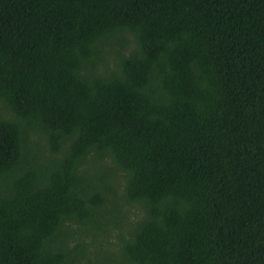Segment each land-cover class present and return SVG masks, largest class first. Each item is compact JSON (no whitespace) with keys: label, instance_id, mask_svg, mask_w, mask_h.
Returning <instances> with one entry per match:
<instances>
[{"label":"trees","instance_id":"1","mask_svg":"<svg viewBox=\"0 0 264 264\" xmlns=\"http://www.w3.org/2000/svg\"><path fill=\"white\" fill-rule=\"evenodd\" d=\"M0 264H264V0H0Z\"/></svg>","mask_w":264,"mask_h":264},{"label":"rangeland","instance_id":"2","mask_svg":"<svg viewBox=\"0 0 264 264\" xmlns=\"http://www.w3.org/2000/svg\"><path fill=\"white\" fill-rule=\"evenodd\" d=\"M90 233H95V232H90ZM118 233H119L118 230L112 229L111 235H110V239L115 241L116 238H117V234ZM82 241L84 243L88 244L89 249L92 250L95 247H98L100 245V243H103L104 242V238L103 237H100V238H97V239L94 240V238L91 235H85L82 238ZM93 242H96V244L90 246Z\"/></svg>","mask_w":264,"mask_h":264}]
</instances>
